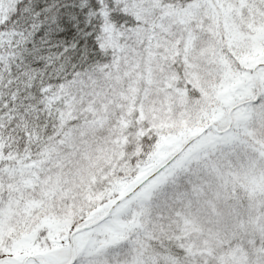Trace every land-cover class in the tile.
Wrapping results in <instances>:
<instances>
[{"label":"snow or ice","instance_id":"snow-or-ice-1","mask_svg":"<svg viewBox=\"0 0 264 264\" xmlns=\"http://www.w3.org/2000/svg\"><path fill=\"white\" fill-rule=\"evenodd\" d=\"M0 264H264V0H0Z\"/></svg>","mask_w":264,"mask_h":264}]
</instances>
